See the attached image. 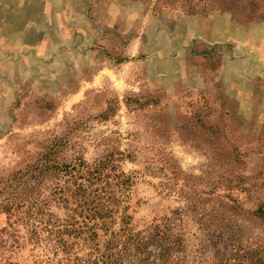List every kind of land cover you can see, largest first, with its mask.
<instances>
[{
  "label": "rangeland",
  "instance_id": "obj_1",
  "mask_svg": "<svg viewBox=\"0 0 264 264\" xmlns=\"http://www.w3.org/2000/svg\"><path fill=\"white\" fill-rule=\"evenodd\" d=\"M0 264H264V0H0Z\"/></svg>",
  "mask_w": 264,
  "mask_h": 264
},
{
  "label": "trees",
  "instance_id": "obj_2",
  "mask_svg": "<svg viewBox=\"0 0 264 264\" xmlns=\"http://www.w3.org/2000/svg\"><path fill=\"white\" fill-rule=\"evenodd\" d=\"M53 169H54V170H53V174H54V175H56V174H60V172H61V170H62V169H59V166H58V165H54V166H53ZM63 172H64V171H63ZM69 173H70V172H69ZM80 186H81V185L78 184L77 188H79ZM96 215L99 216V217H102V215H101L100 213H97ZM103 216H104V215H103ZM105 216H106V215H105ZM93 232H94V231H93ZM92 236H93L92 238H94V237L97 236V234H96V233H93Z\"/></svg>",
  "mask_w": 264,
  "mask_h": 264
},
{
  "label": "crops",
  "instance_id": "obj_3",
  "mask_svg": "<svg viewBox=\"0 0 264 264\" xmlns=\"http://www.w3.org/2000/svg\"><path fill=\"white\" fill-rule=\"evenodd\" d=\"M239 92H240V94H238V96L241 95V94L244 95L246 92H251V93L253 92L254 93V90L253 91H249L248 89H246V91L243 93L242 89L239 88Z\"/></svg>",
  "mask_w": 264,
  "mask_h": 264
}]
</instances>
